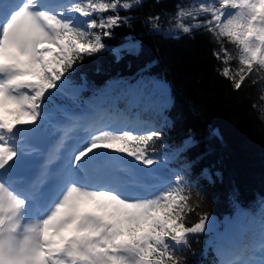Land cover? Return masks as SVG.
<instances>
[{"label":"snow or ice","instance_id":"obj_1","mask_svg":"<svg viewBox=\"0 0 264 264\" xmlns=\"http://www.w3.org/2000/svg\"><path fill=\"white\" fill-rule=\"evenodd\" d=\"M141 4L0 0V264H185L190 237L206 231L209 216L197 213L192 162L183 156L193 137L158 157L162 125L116 114L105 120L98 109L72 113L60 106L63 122L49 119L54 96H68L80 107L72 76L85 58L110 52L118 61L122 53L138 54V42L112 46L105 40L115 28L130 26L131 17L121 12ZM172 21L164 35L203 30L212 36L218 74L235 90L246 82L257 86L252 106L264 120V0H188ZM145 23L162 31L160 16ZM49 128L51 136L59 134L54 157L29 143ZM213 135L223 139L218 130ZM69 140L75 141L71 147ZM26 157L38 159L45 179L18 187L8 173ZM173 161L177 167L170 168ZM53 165L59 167L49 191L44 185ZM192 214L198 219L190 220ZM258 226L264 241V217ZM216 256H222L219 245ZM219 264L250 262L221 258Z\"/></svg>","mask_w":264,"mask_h":264},{"label":"trees","instance_id":"obj_2","mask_svg":"<svg viewBox=\"0 0 264 264\" xmlns=\"http://www.w3.org/2000/svg\"><path fill=\"white\" fill-rule=\"evenodd\" d=\"M187 2L142 0L130 12L122 11L121 15L131 17L130 26L115 28L105 43L120 46L132 40L139 43L138 54L122 53L118 61L110 52L87 57L72 81L80 88L81 108L117 109L137 117V124L148 121L162 125L163 136L155 145L158 157L190 136L194 138L195 143L183 156L192 162L197 213L207 214L212 226L191 236L190 248L182 256L185 264H219L221 258L243 259L260 235L264 120L252 106L258 102V87L246 82L241 90H235L218 74V61L212 54L216 44L210 34L203 30L178 36L163 34L173 25L178 7ZM150 16L161 17V32L145 23ZM57 106L78 109L68 96H54L48 110L59 114ZM214 130L222 140L213 135ZM169 167L175 168L177 163L173 161ZM238 211L247 215L238 218ZM189 219L197 220L198 216L192 214ZM218 245L221 257L216 256Z\"/></svg>","mask_w":264,"mask_h":264},{"label":"rangeland","instance_id":"obj_3","mask_svg":"<svg viewBox=\"0 0 264 264\" xmlns=\"http://www.w3.org/2000/svg\"><path fill=\"white\" fill-rule=\"evenodd\" d=\"M60 2H61V0H48V3L51 4V5H56V4L60 3ZM66 111L71 112V111H69V110H66ZM81 111H83V110H82L81 107H80V108L76 109L75 112H73V113H79V112H81ZM104 111H106V110H103L102 113L105 115ZM50 112H52V113L55 114V115L49 117L50 120H52V121H54V122H55V121H61V122H63V117L60 115V113H59V115H57L58 113H56V112H53V111H50ZM58 112H59V111H58ZM134 119H135V117H132V121L135 122ZM105 120H107L106 116H105ZM50 131H51V129L49 128V132H48L47 134H49ZM49 135H50V134H49ZM58 135H59V134H57V136H58ZM50 136H51V135H50ZM57 136H52V137L54 138V140H55V141L53 142V144H55V143L57 142ZM29 143H30V142H29ZM31 144H32V143H31ZM32 145L35 146L34 144H32ZM73 145H74L73 140H69V141H68V147H71V146H73ZM49 154H50L51 156H53V157L55 156L54 153H53V154L49 153ZM62 155H63V157L66 159V158H67V150H65V151L62 153ZM116 155H120V154H116ZM127 159L131 162V159H132V158L128 157ZM61 163H63V161H61ZM17 165H22L23 168H26L28 171L33 170L34 173H39V174H38V177L36 178V179H37V184L39 183V181H40L41 179H45L44 177H41V176H40L39 161H38V159H37L36 157H26V158L20 160L15 166H17ZM58 167H59V165H53V166H52V174H50V175L47 177V181H48V182L44 185V188H45L46 190L51 191V190L53 189V186H55L56 179H57L56 176H55V172L58 170ZM14 168H15V167H14ZM14 168H12V169L9 171L8 174H10V173L13 171ZM17 169H22V168L20 167V168H17ZM165 171H166V170H165ZM29 174H30V172H29ZM53 184H54V185H53ZM211 226H212V221H211V220H208V221L206 222V229H210ZM220 243H221V246H222V247H224V248L226 247L222 240H220ZM253 246H254V250H253L252 252H250V253L247 252V254L243 256V257H245L244 259L247 260V261H249L250 264H264V262H263L264 260H261V259H260V257H261L262 255H264V241H262V239H261V235H259V236L257 237V240H256V242H254Z\"/></svg>","mask_w":264,"mask_h":264},{"label":"water","instance_id":"obj_4","mask_svg":"<svg viewBox=\"0 0 264 264\" xmlns=\"http://www.w3.org/2000/svg\"><path fill=\"white\" fill-rule=\"evenodd\" d=\"M162 89L165 88V85H160ZM32 126H27L25 132L28 135H32L29 131ZM32 143H35L37 145H46L51 141V137L47 133H41L40 135L36 136L35 138L30 139Z\"/></svg>","mask_w":264,"mask_h":264},{"label":"bare ground","instance_id":"obj_5","mask_svg":"<svg viewBox=\"0 0 264 264\" xmlns=\"http://www.w3.org/2000/svg\"><path fill=\"white\" fill-rule=\"evenodd\" d=\"M20 172H23V173H24L25 171H23V169H17V170L14 172V174H18V173H20ZM26 174H27V172L24 173L25 176H27ZM26 179H28V178H26ZM55 184H56V183H55ZM17 186H18V185H17ZM18 187H19V186H18Z\"/></svg>","mask_w":264,"mask_h":264}]
</instances>
